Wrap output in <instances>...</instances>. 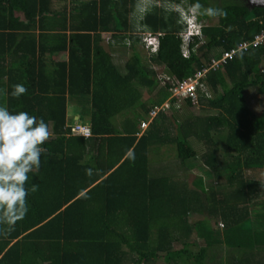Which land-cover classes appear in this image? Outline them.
<instances>
[{
	"label": "trees",
	"instance_id": "16d2710c",
	"mask_svg": "<svg viewBox=\"0 0 264 264\" xmlns=\"http://www.w3.org/2000/svg\"><path fill=\"white\" fill-rule=\"evenodd\" d=\"M225 1L199 0L227 17H197L201 31L187 55V26L154 9L142 23L160 40L146 64L129 22L135 0H0V89L9 92L10 111L43 118L53 133L39 173L29 174L27 187L38 191L29 192L26 217L0 237V264H264V213L256 215L264 180L246 175L264 171V110L255 112L249 99L264 97V44L211 67L264 30V7ZM116 46L131 50L125 70L111 52ZM204 68L197 98H172L173 113L159 112L141 131L150 110L170 97L167 85L147 99L145 90L163 73L182 79ZM17 83L28 90L19 99L10 95ZM194 106L216 113L197 114ZM70 107L91 136L64 130L79 121ZM194 141L204 146L211 178L190 185L178 172L199 157Z\"/></svg>",
	"mask_w": 264,
	"mask_h": 264
},
{
	"label": "clouds",
	"instance_id": "9594fccd",
	"mask_svg": "<svg viewBox=\"0 0 264 264\" xmlns=\"http://www.w3.org/2000/svg\"><path fill=\"white\" fill-rule=\"evenodd\" d=\"M255 3L256 0H253ZM160 8L165 21L169 15H177V24L192 25L193 35L200 33L201 25L197 17L226 18L227 12L219 7H205L195 0L187 3V0H135L134 8L129 15V22L135 33H158L146 30L142 22L146 16ZM230 30V29H229ZM183 35V33H182ZM142 43V42H141ZM246 48L236 49V55L243 58ZM183 55V48H181ZM27 87L23 83L12 86L10 95L19 99L27 93ZM7 89H0V237L7 239L15 230L17 222L22 221L28 211L29 192L38 191V185L27 187L30 173L38 174L41 167V156L46 151L43 147L52 138L53 133L49 124L43 118H37L27 111L13 112L7 105ZM129 159L134 160V155L129 152ZM86 174L91 177L93 169H86Z\"/></svg>",
	"mask_w": 264,
	"mask_h": 264
},
{
	"label": "built area",
	"instance_id": "2783aa9c",
	"mask_svg": "<svg viewBox=\"0 0 264 264\" xmlns=\"http://www.w3.org/2000/svg\"><path fill=\"white\" fill-rule=\"evenodd\" d=\"M192 25L186 27V30H184L183 33V39H184V54L187 55L189 51V43L192 40V34L193 29L191 27ZM144 34V37L142 38V46L147 49L149 52H154L158 49V42L160 40V34L157 35L149 33ZM264 44V30H262L260 33L256 34L253 38L241 42L238 46L226 50L222 57L217 59L213 58L211 60V67L217 68V66L221 62H226L229 58H232L234 55H236V49L239 47H244L246 50L252 46V47H258ZM207 68H204L203 70H198L196 73H194L191 76L178 79V78H172L169 75L163 73L159 76L160 82L164 83V86L167 85L168 90L170 91V97L168 100H166L163 104L159 106L153 107L147 118L143 119L140 123V129L141 131H144L146 128L149 127L150 123L154 119V117L161 111L167 112V108L171 107L173 104L171 102V99L176 97L178 101H182V99L185 98H197L198 94V88L205 89L204 82L202 81V78L206 76ZM171 105V106H170ZM70 128V134L77 135V136H86L89 137L92 135V129L90 124L85 122H75L71 123L69 122L66 124L64 130H67Z\"/></svg>",
	"mask_w": 264,
	"mask_h": 264
},
{
	"label": "rangeland",
	"instance_id": "374dc122",
	"mask_svg": "<svg viewBox=\"0 0 264 264\" xmlns=\"http://www.w3.org/2000/svg\"><path fill=\"white\" fill-rule=\"evenodd\" d=\"M211 1H212V4H216V3L222 2L223 0H211ZM228 1H230V0H226L224 3L228 2ZM239 1L244 3L245 5L249 6L248 5L249 3L246 0H239ZM249 7L252 8V6H249ZM214 22H216L215 18L210 19V20L209 19H205V23H214ZM136 34L140 35L141 32L140 33H136ZM107 36H109V37H107ZM105 38L106 39H110L111 38V33L106 34ZM130 51H131L130 48H127V47L125 48L124 46H118V47L116 46L114 50H111V52L114 54L115 62L117 64H119V66L121 67L122 70H125L124 65H125L127 59L130 56ZM146 51L147 50H144V48H143V46L141 44L140 45V52L142 53V56H143V58L145 60V63L146 64H151V61L149 60V57H148V53ZM57 57L58 58H67V55H66V53H61ZM163 86H164V83L160 82V80H159L158 85L156 86V88L152 92L149 91L148 89L145 90V93H144L145 99H147L151 95L152 96H156V94L158 93L159 89L161 87H163ZM250 98H251L250 107L255 112L259 113L262 110H264V97H261L259 95H255L254 94L253 98H252V95L249 96V99ZM79 108H80V106H79ZM79 108H77V110L74 109V111H72L73 107L72 108L70 107L69 108V113H71V114L69 116H72V114H75V117H76L79 114ZM174 110H175L174 107L171 106V107L167 108V113L171 114V113H173L172 111H174ZM191 110H193L197 114L198 113L199 114L216 113L215 110H208L207 108L198 107V106H196V107L194 106L193 108H191ZM86 118L89 119V116L86 115ZM216 139H217V142H219L221 146H224V141L221 140L218 135H216ZM194 144H195L197 150H199V157L194 159V160H191L189 162V165L193 166V168L192 167L188 168L187 166H182L181 170L178 172L180 179L185 180L190 185L192 184L193 180L197 176H203L205 178V180H207V181H209L210 178H211L210 175L207 172V168L205 167L204 164L201 163V155L204 152V146L199 144V143H196L195 141H194ZM163 149H165V148H163ZM163 149H162V151H163ZM174 150H172V153H169L170 156L172 157L170 159V161H171V163H175V164L177 163L178 164L177 159L175 158ZM161 157H165L164 153H163V155ZM246 175L249 176V177H254V178H258V179H263L264 180V171H261V170L247 171ZM262 213H264V201L259 206L258 212H256V215L257 214H262ZM213 222L214 221L209 223L210 227H215L216 225H218V227H220L221 229L224 228L221 224H214ZM198 243L201 246L205 245V242H204L203 239H200L198 241ZM229 247L230 246L227 245L226 243L222 244L221 256H223L225 259H227V251H228ZM247 251H248L247 249H244L243 253L247 252ZM253 252H256V248H253ZM235 254H236L237 257L239 256L238 252L235 253ZM159 264H166V262L165 261H160Z\"/></svg>",
	"mask_w": 264,
	"mask_h": 264
},
{
	"label": "flooded vegetation",
	"instance_id": "af4514ba",
	"mask_svg": "<svg viewBox=\"0 0 264 264\" xmlns=\"http://www.w3.org/2000/svg\"><path fill=\"white\" fill-rule=\"evenodd\" d=\"M246 1L249 3V4H248V3H247V4H248L249 6H252V7H254L256 4H258V3H260V2L264 4V0H261V1H260V0H256L255 3L253 2V0H246Z\"/></svg>",
	"mask_w": 264,
	"mask_h": 264
},
{
	"label": "crops",
	"instance_id": "0c3cea01",
	"mask_svg": "<svg viewBox=\"0 0 264 264\" xmlns=\"http://www.w3.org/2000/svg\"><path fill=\"white\" fill-rule=\"evenodd\" d=\"M106 34H109V33H108V32L103 33V37H104V38H105V35H106ZM107 37H109V36H107ZM108 40H109V39H106V38H105L106 43H109ZM66 55L68 56L67 53H66ZM76 119L79 120V116H78V115L76 116ZM79 121H80V120H79ZM82 122H84V121H82Z\"/></svg>",
	"mask_w": 264,
	"mask_h": 264
},
{
	"label": "water",
	"instance_id": "95a60500",
	"mask_svg": "<svg viewBox=\"0 0 264 264\" xmlns=\"http://www.w3.org/2000/svg\"><path fill=\"white\" fill-rule=\"evenodd\" d=\"M261 1V0H260ZM255 6H259V7H264V4L263 3H258L257 5H255Z\"/></svg>",
	"mask_w": 264,
	"mask_h": 264
}]
</instances>
